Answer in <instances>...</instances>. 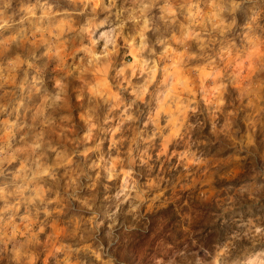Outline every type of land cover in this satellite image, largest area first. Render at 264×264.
Segmentation results:
<instances>
[{"label":"clouds","instance_id":"9594fccd","mask_svg":"<svg viewBox=\"0 0 264 264\" xmlns=\"http://www.w3.org/2000/svg\"><path fill=\"white\" fill-rule=\"evenodd\" d=\"M0 264H264V0H0Z\"/></svg>","mask_w":264,"mask_h":264}]
</instances>
